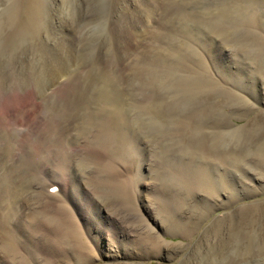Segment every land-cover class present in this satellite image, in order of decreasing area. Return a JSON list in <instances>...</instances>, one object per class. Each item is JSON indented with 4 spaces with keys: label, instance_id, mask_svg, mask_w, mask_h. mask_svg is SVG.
Wrapping results in <instances>:
<instances>
[{
    "label": "rangeland",
    "instance_id": "rangeland-1",
    "mask_svg": "<svg viewBox=\"0 0 264 264\" xmlns=\"http://www.w3.org/2000/svg\"><path fill=\"white\" fill-rule=\"evenodd\" d=\"M10 1L0 0V96L39 97L0 115V215L7 194L25 197L21 227L32 237L9 223L0 256L264 264V249L235 256L243 233L245 246L252 238L264 248V0H22L17 35ZM59 120L69 134L56 136ZM85 194L98 200L95 212Z\"/></svg>",
    "mask_w": 264,
    "mask_h": 264
},
{
    "label": "bare ground",
    "instance_id": "bare-ground-1",
    "mask_svg": "<svg viewBox=\"0 0 264 264\" xmlns=\"http://www.w3.org/2000/svg\"><path fill=\"white\" fill-rule=\"evenodd\" d=\"M14 1V0H13ZM29 1V0H28ZM10 2H12V0L10 1ZM8 3H9V1H8ZM14 3V2H13ZM30 4L32 3V2H29ZM134 3V2H133ZM28 4V3H27ZM167 4V3H166ZM23 5H24V3H23V1L22 0H18V2L16 3V5L14 6V8H15V10H16V12L14 13L13 11H14V8L12 9V7L13 6H10V8L7 10L8 12H10V14L12 13V14H15V15H19V20H17L16 21V19L18 18H16L15 19V21L16 22H13V20H12V18H10V16L8 15V22H9V27H8V29L9 30H11V31H14V32H12V33H16L15 31H18L19 29H20V25H21V23H22V21H23V19H21V18H23L22 16H21V13H22V8H23ZM4 6V5H3ZM7 7V6H6ZM153 7V6H152ZM27 8V7H26ZM26 8H25V11H27L26 10ZM30 9V8H29ZM6 10V9H5ZM13 10V11H12ZM150 10H152V9H150ZM219 11V10H218ZM221 11H223V10H221ZM151 12H153V11H151ZM220 12V11H219ZM100 13V12H99ZM161 13H163V12H161ZM161 13H160V16H161ZM168 13V12H167ZM171 13V12H170ZM226 13V12H225ZM27 14V13H26ZM156 14V13H155ZM158 14V13H157ZM211 14V13H210ZM217 14V13H216ZM215 14V15H216ZM123 15V14H122ZM163 15H166L165 13L163 14ZM169 15V14H168ZM213 15V14H212ZM224 16V15H223ZM168 18V17H167ZM166 18V19H167ZM171 19H172V17H170ZM155 19H156V17H155ZM161 19V18H160ZM162 19L164 20V18L162 17ZM182 19V18H181ZM187 19V18H186ZM170 20V19H169ZM173 20V19H172ZM178 20V19H177ZM189 20V19H188ZM191 20V19H190ZM142 21V20H141ZM151 21H153V20H151ZM156 21H157V19H156ZM13 22V23H12ZM166 23V22H165ZM195 23H197V22H195ZM23 24V23H22ZM164 24V23H163ZM163 24H161V25H163ZM192 24V23H191ZM216 24V23H215ZM2 25V24H1ZM150 25V24H149ZM195 25V24H194ZM193 25V26H194ZM220 25V24H219ZM120 26V25H119ZM125 26V25H124ZM192 26V27H193ZM214 26V25H213ZM213 26H211V27H213ZM161 27V26H160ZM191 27V28H192ZM201 27V26H200ZM120 28V27H119ZM129 28V27H128ZM194 28V27H193ZM214 28H215V26H214ZM213 28V29H214ZM230 28V27H229ZM235 28V27H234ZM22 29H24V28H22ZM122 29V28H121ZM164 29V28H163ZM194 29H197V28H194ZM221 30H223V27H222V29L220 28V31ZM24 31V30H23ZM215 31V30H214ZM224 31V30H223ZM21 32V31H20ZM110 32V31H109ZM130 32V31H129ZM195 32V31H194ZM198 32V31H197ZM196 32V33H197ZM203 32V31H202ZM226 32V31H225ZM229 32H230V30L228 31V34H229ZM114 33V32H113ZM201 33V32H200ZM200 33H199V35H200ZM208 33H210V32H208ZM208 33L206 34V33H204L203 32V35L205 34V37H204V42L206 41V40H208L209 41V39H211L210 37H209V35H208ZM231 33H233V32H231ZM217 34V33H216ZM221 34V33H220ZM16 35H17V33H16ZM199 35H198V37H199ZM202 35V36H203ZM222 35V34H221ZM220 35V36H221ZM224 35H226V34H224ZM230 35V34H229ZM228 35V36H229ZM112 36V35H111ZM196 36H197V34H196ZM213 37V36H212ZM217 37V36H216ZM226 37H227V35H226ZM233 37H235V36H233ZM239 37V36H238ZM38 38V37H37ZM36 38V39H37ZM218 38V37H217ZM216 38V39H217ZM221 38H223V37H221ZM224 38H225V36H224ZM229 38V37H228ZM230 38H232V36L230 37ZM229 38V39H230ZM248 38V37H247ZM2 39H3V37H2ZM53 39V38H52ZM203 40V39H202ZM218 40H221V42L224 40H222V39H218ZM237 40V39H236ZM236 40L235 39H230V40H227V44H229V46L232 44V43H234V42H236ZM211 41V40H210ZM213 41V40H212ZM224 42V41H223ZM232 42V43H231ZM123 43V42H122ZM209 43V42H208ZM128 44H130V43H128ZM215 44V43H214ZM225 44V43H224ZM250 44V43H249ZM210 45V44H209ZM123 46V45H122ZM232 46V45H231ZM131 48H133V46L131 47ZM130 48V49H131ZM128 51V50H127ZM15 52V51H14ZM19 52V51H18ZM182 53V52H181ZM15 54V53H14ZM119 60V59H118ZM1 61V60H0ZM4 64V63H3ZM125 64V63H124ZM30 66V65H29ZM64 66V65H63ZM5 67V66H4ZM1 68V67H0ZM3 72V71H2ZM61 72V71H60ZM59 72V73H60ZM93 72H95V71H93ZM102 72V71H101ZM116 72V71H115ZM118 73V72H117ZM14 74V73H13ZM57 76V75H56ZM55 76V77H56ZM111 76V75H110ZM1 78V77H0ZM54 80V79H53ZM59 80V79H58ZM181 80V79H180ZM54 82H55V80H54ZM57 83V82H56ZM1 85H2V83H0ZM47 84V83H46ZM69 84H71V83H69ZM0 85V86H1ZM45 86V85H44ZM113 87V86H112ZM53 88V87H52ZM1 89V88H0ZM4 89V88H3ZM50 89V88H49ZM51 90V89H50ZM53 90V89H52ZM120 90V89H119ZM220 90V89H219ZM2 91V90H1ZM15 91V90H14ZM17 91V90H16ZM25 91V90H24ZM35 91V90H34ZM33 90H29L28 89V91H25V92H23V93H19V94H13V93H9V94H5V95H3L2 93V95L3 96H0V115L2 116H4V115H11L12 113H13V111L15 110L16 111V109L17 108H19V107H25V106H27L29 103H32L33 101H35L36 103H37V100H38V95L36 94V92H34ZM43 91V90H42ZM174 91V90H173ZM6 92V91H5ZM47 92H48V90H47ZM51 92V91H50ZM75 93L77 94L76 96H78L79 94H80V92H78V91H75ZM119 93V92H118ZM199 93V92H198ZM228 93V92H227ZM55 94H58V100H57V102L56 101H54V102H56L58 105H61L62 103H61V101H62V98H63V104H65L64 103V99H65V97H64V93H62V92H58V93H55ZM196 94V93H195ZM47 99H46V101H48V100H50V98L52 97V92L51 93H47ZM66 101V100H65ZM72 103L74 102V101H71ZM39 103V102H38ZM52 103V100H51V102H48V103H46L47 105L48 104H51ZM61 103V104H60ZM71 103V104H72ZM165 105V104H164ZM64 106V105H63ZM47 108H46V111H45V113H49V112H53L54 111V109L55 108H53V106L51 105V106H46ZM62 107V106H61ZM144 107V106H143ZM166 107V106H165ZM164 107V108H165ZM167 107H170V105L169 106H167ZM162 109V108H161ZM168 109V108H167ZM164 110H166V109H164ZM73 111V110H72ZM43 112V111H42ZM141 112V111H140ZM166 112V111H165ZM32 114V113H31ZM122 114V113H121ZM30 115V114H29ZM42 115V114H41ZM74 115V114H73ZM143 115V114H142ZM229 115V114H228ZM2 116V117H3ZM40 117V116H39ZM44 117V116H43ZM65 118V117H64ZM128 118V117H127ZM37 119V118H36ZM63 119V118H62ZM73 119V118H72ZM41 120H43V119H41ZM40 120V121H41ZM60 121V120H59ZM69 121V120H68ZM63 122H64V120H62V121H60L59 123H60V129H59V131H56L57 133H56V136H58V135H61V134H63L64 135V133L67 131V133H68V129L64 126L63 127ZM65 122H67V121H65ZM123 122V121H122ZM130 122V124H129V128H128V130L129 129H131L132 128V125L131 124H133V120H131V121H129ZM128 122V123H129ZM15 123H18L17 121L15 122ZM31 123V122H30ZM124 123V122H123ZM36 124H37V122H36ZM65 124V123H64ZM67 124V123H66ZM16 125V124H15ZM14 125V126H15ZM39 125V124H38ZM125 125V124H124ZM27 127V126H26ZM38 127V126H37ZM128 127V126H127ZM39 128H40V126H39ZM156 128H158V127H156ZM29 129V128H28ZM64 129H66V131L63 133L62 131H64ZM142 127H135L133 130L134 131H131L133 134H134V137H136V135H139L140 136V133H143L142 132ZM25 130V129H24ZM23 130V131H24ZM37 130V129H36ZM132 130V129H131ZM239 130H240V128H239ZM32 131H35V129L33 130L32 129ZM20 132V131H19ZM22 132V131H21ZM158 132V131H157ZM259 131H257V133H258ZM46 133V132H45ZM66 133V134H67ZM72 133V132H71ZM226 133V132H225ZM235 133V132H234ZM243 133V132H242ZM241 133V134H242ZM69 134V133H68ZM132 134V135H133ZM261 134V133H260ZM22 135V134H21ZM54 135H55V132H54ZM131 135V134H130ZM229 135H231L230 133H229ZM228 135V136H229ZM238 135V134H237ZM252 135H255V134H252ZM251 135V136H252ZM221 136H223V135H221ZM247 136V135H246ZM249 136V135H248ZM247 136V137H248ZM251 136H250V138L249 139H251ZM257 136V135H256ZM55 137V136H54ZM66 137H67V135H66ZM65 137V138H66ZM130 137V136H129ZM246 137V140H248V138ZM258 138H259V136H258ZM56 139V138H55ZM221 139V138H220ZM255 139H256V137H255ZM138 140V139H137ZM241 140V139H240ZM244 140H245V137H244ZM252 140H253V136H252ZM257 140V139H256ZM68 141V140H67ZM72 141H71V138H70V136H69V146H67L68 147V151L69 152H72L73 151V155H74V152H77L78 151V148L76 147V146H74L72 143H71ZM249 142V141H248ZM254 142H255V140H254ZM141 143V142H140ZM218 143V142H217ZM237 143V142H236ZM139 145V142L138 143H136L135 145ZM64 145H66V143L64 144ZM68 145V144H67ZM216 144H214V146H215ZM214 146H212V147H210V150H212L211 148H215ZM64 147L65 146H63V149H64ZM138 147V146H137ZM140 147V146H139ZM242 147V146H241ZM62 148V147H61ZM59 149V148H58ZM65 149H66V147H65ZM142 150L141 151H145L144 150V148H141ZM223 149V148H222ZM130 150V149H129ZM209 150V151H210ZM225 150V149H224ZM223 150V151H224ZM67 151V152H68ZM142 153V152H141ZM166 153V152H165ZM72 154V153H71ZM69 154H67V156H68ZM144 155V154H143ZM66 156V155H65ZM70 156V155H69ZM68 156V161H69V163L71 162V158ZM164 157V156H163ZM2 158V157H1ZM61 158V157H60ZM64 158V157H63ZM52 159V158H51ZM65 160H67V159H65ZM73 160V159H72ZM141 160V159H140ZM3 161H5V160H3ZM48 160H46V162H47ZM51 161V160H50ZM62 161H63V159H62ZM60 162V161H59ZM66 162V161H65ZM134 162H136V161H134ZM5 163V162H4ZM7 164V163H6ZM5 164V165H6ZM50 164V163H49ZM63 164H65L64 162H63ZM68 164V162L66 163V166H68L67 165ZM72 164V162L70 163V165ZM101 164V163H100ZM46 165V164H45ZM41 166V165H40ZM60 166H62V165H60ZM47 167H49V166H47ZM153 167V166H152ZM62 168V167H61ZM63 168H65V166L63 167ZM69 167H67L65 170H66V172H67V169H68ZM79 168V167H78ZM247 168H249V167H247ZM251 168V167H250ZM4 169V168H3ZM70 169H71V166H70ZM246 169V168H245ZM62 170H64V169H62ZM64 170V171H65ZM69 170V169H68ZM5 171V170H4ZM3 171V172H4ZM61 171V170H60ZM70 171V170H69ZM73 171V170H72ZM78 172V171H77ZM7 173H10L9 171L7 172ZM70 173H71V171H70ZM73 173H74V171H73ZM72 173V174H73ZM4 174V173H3ZM68 174H69V172H68ZM67 174V176H69ZM1 175H2V173H1ZM3 176V175H2ZM15 176V175H14ZM110 176V175H109ZM194 176V175H193ZM5 177L8 179V181L10 180L11 181V179L13 178V176H12V178H8L9 177V175L7 176V175H5ZM16 177V176H15ZM74 177H75V179L77 178V174H75L74 173ZM3 178V177H2ZM67 178V177H66ZM5 179V178H4ZM7 179L5 180V181H7ZM75 179H74V185L72 186V195H74L75 193L78 195V193H77V190H79V187H81V183H78V184H76V181H75ZM109 182V181H108ZM6 183V182H5ZM9 183V182H8ZM6 186V185H5ZM8 186V185H7ZM11 191V190H10ZM8 192V191H7ZM1 193V192H0ZM20 193V192H19ZM157 193V192H156ZM63 194V193H62ZM8 195H10V197H7L8 198V209L7 210H5V211H3V213H1V215H0V230H2V229H5V228H7L8 227V225H9V223H15V227H16V230L17 231H19V233H23V235L25 236V240H27V242L29 241V239H31L32 237H30V236H28L27 235V233L25 232V230L24 229H22V227H21V225H23L22 224V216H21V213H22V210H23V206L25 205V203H27L26 202V199H25V197L24 198H21L20 197V195L18 194V193H16V192H11V193H9V194H7V196ZM22 195V194H21ZM56 195V194H55ZM64 195V194H63ZM71 195V196H72ZM60 196H62V195H60ZM86 196V197H85ZM85 196L83 197L84 198V200H85V205H86V208H88V209H91V210H94V212L99 208V203H98V200L96 199V198H94L93 196H89V195H87V194H85ZM64 197V196H63ZM109 198V197H108ZM168 200V199H167ZM22 202V203H21ZM105 202V201H104ZM104 204V203H103ZM10 205V206H9ZM6 207V206H5ZM6 207V208H7ZM41 207V206H40ZM4 208V207H3ZM84 208V207H83ZM87 209V210H88ZM3 210V209H2ZM124 215V214H123ZM38 218H40V217H38ZM96 223V222H95ZM35 224V223H34ZM96 226H97V224H95ZM94 225V226H95ZM38 226V225H37ZM45 227H47V226H45ZM98 227V226H97ZM102 230H104V231H106V228L108 229V227H107V224L106 223H102ZM100 228V227H99ZM51 230V229H50ZM47 231V230H46ZM52 231V230H51ZM109 231L111 232V229H109ZM29 232L30 231H28V234H29ZM113 232V231H112ZM111 234V233H110ZM112 234H114V232L112 233ZM244 234V233H243ZM243 234H242V236H243ZM30 235H32V234H30ZM246 235V234H245ZM244 235V236H245ZM40 236V235H39ZM50 236V235H49ZM115 236V235H114ZM242 236H239L238 235V241H239V246H238V249H237V251H239L237 254H235V256H237L238 257V255L239 256H241V254H243V249H245L246 250V252L247 253H251V251H254V250H262V249H264L263 247H261V246H259V244L260 243H258L257 241H255V240H252V238H249L250 239V242L248 243V244H246V246H245V244H243V240H245L244 239V236L242 237ZM241 237H242V239H241ZM38 240V239H37ZM49 241V240H48ZM30 242V241H29ZM32 242V241H31ZM54 243V242H53ZM52 243V245H54ZM258 243V244H257ZM31 245V244H30ZM47 245V244H46ZM263 245V244H262ZM44 246V245H43ZM41 247H42V245H41ZM45 247V246H44ZM54 247V246H53ZM49 249H51V246H50V248ZM52 249H54V248H52ZM56 250V249H55ZM54 250V251H55ZM50 252H52L51 250H49V253ZM65 252V251H64ZM48 253V254H49ZM66 253V252H65ZM52 254V253H51ZM56 255L58 254V252L57 253H55ZM59 254H60V252H59ZM245 254V253H244ZM52 255H54V254H52ZM55 256V255H54ZM69 256V255H68ZM62 257V256H61ZM65 257V256H64ZM255 257V256H254ZM240 260V259H239ZM239 262V261H238ZM0 264H10L9 262H7L6 260H5V258L3 259L1 256H0ZM256 264V263H255Z\"/></svg>",
    "mask_w": 264,
    "mask_h": 264
}]
</instances>
